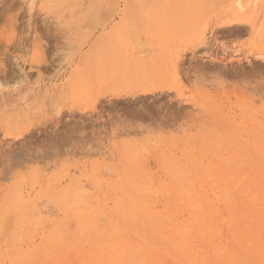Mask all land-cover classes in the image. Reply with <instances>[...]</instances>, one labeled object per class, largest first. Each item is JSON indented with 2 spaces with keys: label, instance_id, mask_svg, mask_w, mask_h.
I'll list each match as a JSON object with an SVG mask.
<instances>
[{
  "label": "rangeland",
  "instance_id": "obj_1",
  "mask_svg": "<svg viewBox=\"0 0 264 264\" xmlns=\"http://www.w3.org/2000/svg\"><path fill=\"white\" fill-rule=\"evenodd\" d=\"M215 1L218 8L213 0H205L207 10L198 0H0V101L2 96L7 101L0 104V264H58L59 256L43 254L47 245L56 250L49 243L52 228L67 213L78 215L74 207L80 205L78 187L92 193L89 203L84 195L83 204L98 209L93 211L94 222L101 221L99 213L106 218L107 226L101 221L106 227L113 225L105 229L97 222V228L76 234L69 224L60 226L62 230L55 227L60 235L66 230L64 264H88L85 256L91 249L98 256L101 245L113 248L118 243L127 250L134 246L137 252L146 248L138 253L152 264H159L161 252L165 258L160 264H189L188 251H175L176 233L166 231L170 223L186 228L185 233L189 230V249L203 255L207 264L211 260L221 264L215 256L220 250L216 251L209 235L201 233L209 220L214 221L213 230L222 231L217 233L222 242L218 246L225 251L217 257H225L228 246L235 264L251 260L234 243V230L240 232L245 225L247 234L254 232L255 239L262 241L259 248L264 251V20L251 32L244 16L232 15L233 0ZM201 30L215 31L209 45L198 37ZM110 47L116 58L108 54ZM103 49L110 58L104 57ZM12 95H19L17 103ZM236 156L238 164L245 165L237 168ZM251 167L260 172L255 174ZM233 172L239 180L246 176L240 188L226 180ZM220 190L234 198L228 202ZM248 190L257 193L256 206L249 204ZM191 195L200 203L197 211L184 202ZM146 202L153 216L163 212L159 216L165 219L144 223L145 215L136 209ZM234 205L240 209L242 205L245 215ZM211 206L219 209L220 216L213 214ZM191 212L207 213V219L195 223ZM232 214L238 225L227 228L234 220ZM35 218L40 220L37 225ZM7 220L13 224H6ZM143 226L153 230L149 227L146 232ZM112 233L118 239H112Z\"/></svg>",
  "mask_w": 264,
  "mask_h": 264
},
{
  "label": "bare ground",
  "instance_id": "obj_2",
  "mask_svg": "<svg viewBox=\"0 0 264 264\" xmlns=\"http://www.w3.org/2000/svg\"><path fill=\"white\" fill-rule=\"evenodd\" d=\"M164 1V0H163ZM221 1V2H220ZM219 2L220 3H223L222 2V0H220ZM228 1V0H227ZM227 1H225L224 3H227ZM93 2V1H92ZM214 2V3H213ZM213 6H218V5H220V4H218V2L217 1H215V0H213ZM150 3V2H149ZM149 3H148V6H149ZM162 3V2H161ZM198 3H199V5L202 7V8H204V7H206V5H204L203 3H206L205 2V0H198ZM197 2H196V5L198 4ZM233 7H234V9H233V7L232 6H229V7H232V9L234 10V11H232V15H239V16H244V18L242 19V20H245V21H247V24H249V27L248 28H250L249 30L252 32V30H254L255 29V27H257L258 25L260 26V23H261V21L262 20H264V19H260L261 17H264V16H262L261 14H262V12H263V9L262 8H264L263 7V4H264V0H233ZM146 5H147V3H146ZM189 5V4H188ZM222 5V4H221ZM204 6V7H203ZM216 6V7H217ZM199 7V6H198ZM201 7H199L200 9H202ZM215 7V8H216ZM219 7V6H218ZM217 7V8H218ZM131 8V7H130ZM176 8V7H175ZM197 8V7H196ZM207 8V10H208V8L209 7H206ZM205 8V9H206ZM211 8V7H210ZM214 8V10H216ZM228 8V7H227ZM145 9V8H144ZM143 9V10H144ZM229 9H231V8H229ZM229 9H228V11H229ZM178 10V9H177ZM207 10H205V12L207 11ZM213 10V11H214ZM81 11V10H80ZM132 11V10H131ZM186 11V10H185ZM227 11V10H226ZM227 11V12H228ZM144 12V11H143ZM148 12H149V10H148ZM204 12V14H206ZM211 12V11H210ZM210 12L208 13V11H207V14H210ZM236 12H238V13H236ZM188 14V13H187ZM228 14V13H227ZM241 14V15H240ZM264 14V13H263ZM135 15V14H134ZM179 15V14H178ZM139 16V15H138ZM137 16V17H138ZM143 16V15H142ZM142 16H140V17H142ZM151 16H154V15H151ZM174 17H175V15H174ZM184 17V16H183ZM231 17H233V16H231ZM235 17V16H234ZM148 18V17H147ZM178 18V17H177ZM182 18V17H181ZM204 18V17H203ZM138 19V18H137ZM142 19V18H141ZM206 19V18H205ZM259 19H260V21H259ZM140 20V19H139ZM138 20V21H139ZM145 20H146V18H145ZM134 21H136V20H134ZM137 21V22H138ZM141 21H143V20H141ZM140 21V22H141ZM202 21V20H201ZM206 22V21H205ZM241 22H243V21H241ZM240 22V23H241ZM249 22V23H248ZM260 22V23H259ZM139 23V22H138ZM137 23V24H138ZM142 23V22H141ZM144 23V22H143ZM142 23V24H143ZM180 23V22H179ZM246 23V22H245ZM189 24V23H188ZM195 24V23H194ZM201 25V24H200ZM205 25V24H204ZM262 25H264V24H262ZM261 25V26H262ZM138 26H140V24L138 25ZM258 26V27H259ZM205 27V26H204ZM197 28V27H196ZM137 29V28H136ZM138 29H139V27H138ZM137 29V30H138ZM257 29V28H256ZM140 31H141V29H139ZM138 30V31H139ZM143 30V29H142ZM198 30H199V28H198ZM204 30V29H203ZM200 32V31H199ZM201 32L202 33H200L201 34V36H198L199 38H201L202 40H203V45L204 44H206V45H209V44H207V43H209L210 42V40L211 39H213L214 37H215V31L214 32H212V31H206V32H208V33H206V32H204V31H202L201 30ZM204 32V33H203ZM143 33V32H142ZM133 36V35H132ZM181 37V36H180ZM191 38L193 39V37L191 36ZM195 39V38H194ZM198 39V38H197ZM196 40V39H195ZM200 40V39H199ZM198 41V40H197ZM121 42V41H120ZM141 42V41H140ZM119 43V42H118ZM137 43V42H136ZM135 44V43H134ZM138 44H140V43H138ZM141 44H143L142 42H141ZM133 45V44H132ZM113 45L111 44V47H112ZM141 46V45H140ZM111 47H110V49H111ZM109 48V47H108ZM108 48H106L105 50H107V52H108V50H110V49H108ZM138 48V47H137ZM145 48V47H144ZM114 49H115V46H114ZM143 49V48H142ZM208 49V48H207ZM104 50V49H103ZM102 50V51H103ZM104 50V51H105ZM119 50V49H118ZM132 50H134V48L132 49ZM141 50V49H140ZM104 51H103V55H106L107 53H106V51H105V53H104ZM112 49L110 50V52H108V54L111 56V57H113V58H116L117 57V55L115 56V54H113L114 53V51H113V53H112ZM142 51V50H141ZM118 54V53H117ZM142 54H144V53H142ZM145 54H146V52H145ZM109 55H108V57H109ZM122 55V54H121ZM148 55V54H147ZM125 56V55H124ZM104 57H106V59L108 58L107 57V55L106 56H104ZM120 58L122 57V56H119ZM119 57H118V61H120L119 60ZM147 57V56H146ZM152 57V56H151ZM110 58V57H109ZM125 58V57H124ZM105 59V60H106ZM121 59H123V58H121ZM127 59V58H126ZM126 59H124L125 61H126ZM108 61H111V59L110 60H108ZM112 61H113V59H112ZM112 61H111V64H112ZM115 61V60H114ZM106 62V61H105ZM105 62H104V64H105ZM108 63H110V62H107L106 64L107 65H109ZM121 64V62L119 63V64H117V66H116V68L119 66ZM125 64H128V63H125ZM114 66V65H113ZM128 66V65H127ZM123 67H124V65H123ZM126 67V66H125ZM105 69V68H104ZM132 69V68H131ZM134 69V68H133ZM259 69V68H258ZM118 71V70H117ZM116 71V72H117ZM128 72V71H127ZM3 73V72H2ZM129 73V72H128ZM131 73V72H130ZM122 75V74H121ZM120 74H119V76H121ZM134 75V74H133ZM123 76V75H122ZM122 76L121 77H119V81H122ZM108 77V76H107ZM130 78H131V76H129ZM24 79V78H23ZM132 80H131V82H134L133 81V78H131ZM2 81V80H1ZM4 82V81H3ZM118 82V81H117ZM130 82V81H129ZM24 83H26V80H25V82ZM5 84V83H4ZM118 84V83H117ZM14 85V84H13ZM12 85V86H13ZM19 85V84H18ZM32 84H30V86H31ZM3 86V85H2ZM8 86V85H7ZM120 86H122V85H120ZM0 87H1V85H0ZM15 87V86H14ZM29 87V86H28ZM27 88V87H26ZM13 89V88H12ZM23 88H21V90L20 89H18V90H20L19 92H20V94L22 95V96H24L23 94H24V92L25 91H27V89L25 90V87H24V92H23V90H22ZM42 89V88H41ZM118 89V88H117ZM1 90V89H0ZM30 90V89H29ZM32 90V89H31ZM30 90V91H31ZM30 91H28L27 92V94L26 95H30ZM35 91V90H34ZM41 91V90H40ZM19 92H16V95H17V93H19ZM12 93H13V91H12ZM11 93V94H12ZM37 93H39V91L37 92ZM42 93V92H41ZM2 94H6V93H2ZM2 94H1V96H2ZM10 94V93H9ZM10 94V95H11ZM15 94V93H14ZM10 95H8V92H7V96H10ZM15 95V96H16ZM21 95H20V97H21ZM39 95H40V93H39ZM12 96H14V95H12ZM11 96V97H12ZM13 97V98H18V96H16V97ZM24 97H26V96H24ZM4 98V99H3ZM16 98V103H17V100L19 99H17ZM6 97H3L2 96V98H1V101H3V103L1 102L0 104H6ZM9 98H7V100H8ZM11 99V98H10ZM9 99V100H10ZM22 100V99H21ZM53 100V99H52ZM4 101H6V102H4ZM14 101V102H15ZM9 102V101H8ZM12 102H13V100H12ZM8 104V103H7ZM12 104H14V103H12ZM9 105V104H8ZM11 105V104H10ZM54 106V105H53ZM8 107V106H7ZM32 107V106H31ZM22 115V114H21ZM237 138V137H236ZM233 140V139H232ZM225 141V140H224ZM222 143V142H221ZM218 145V144H217ZM216 145V146H217ZM264 145V144H263ZM215 146V147H216ZM220 146V145H219ZM248 151H250V150H248ZM247 152V151H246ZM261 152H263V151H261ZM234 153H236V152H234ZM247 154H250L251 155V153L249 152H247ZM238 155V154H237ZM219 156V155H218ZM217 156V157H218ZM239 156V155H238ZM238 156H236L234 159L235 160H233V161H235L234 163L235 164H237L236 166H237V168L239 167V165L240 166H243V165H245V164H243L242 162L240 163V164H238V161L240 160L239 159V157ZM244 157V156H243ZM240 158H241V156H240ZM248 158H249V156H248ZM262 158H263V156H262ZM239 159V160H238ZM264 159V158H263ZM224 160V159H223ZM256 160V159H255ZM226 161V160H225ZM224 161V162H225ZM228 161V160H227ZM241 161H242V159H241ZM253 161V160H252ZM257 161V160H256ZM229 162H227V163H225V164H228ZM249 163H251V162H249ZM254 162H252L251 164V166H255L254 164H253ZM256 164H257V162H255ZM234 167H235V165H234ZM240 168V167H239ZM249 168V167H248ZM253 167H251V170H253L252 169ZM259 168H260V166H259ZM261 168H263V167H261ZM241 169H242V167H241ZM104 170V169H103ZM234 170V169H233ZM236 171L238 170V169H235ZM248 170V169H247ZM102 171V170H101ZM255 171V174H256V172L257 173H259L260 172V169H258V168H254V170H253V172ZM139 172V171H138ZM137 172V173H138ZM239 172V171H238ZM241 172V171H240ZM262 172V171H261ZM136 173V172H135ZM141 173V172H140ZM235 173V174H234ZM250 173V172H249ZM109 174V173H108ZM144 174V173H143ZM245 174V173H244ZM251 174V173H250ZM139 175V174H138ZM141 175V174H140ZM190 175V174H189ZM109 176V175H108ZM136 176V175H135ZM231 176V175H230ZM256 175H254V177H255ZM192 177V176H191ZM226 177V176H225ZM242 177V176H241ZM246 176H244L243 175V179L245 178ZM239 178V174L237 173V172H233V177L231 178L230 177V179H229V176H228V178L226 179V180H229V181H232V182H235L236 184H235V187L236 188H240L241 187V185H242V182H243V179H241V180H239L238 179ZM257 178V177H256ZM263 178H264V174H263V176H262V180H263ZM128 179V178H127ZM175 179V178H174ZM215 179V178H214ZM213 179V181H216V180H214ZM217 179H220V178H217ZM179 180V179H178ZM188 180V179H187ZM186 180V181H187ZM209 180H212L211 178L209 179L208 178V181ZM220 180H222V178L220 179ZM248 180V179H247ZM252 180H253V178L250 180L251 182H252ZM257 181H258V179H256ZM126 181V180H125ZM219 181V180H218ZM217 181V182H218ZM257 181L255 182V183H257ZM107 182V181H106ZM181 182V181H180ZM184 182V181H183ZM183 182H182V184L181 185H183ZM222 182V181H221ZM263 182V181H262ZM86 183V182H85ZM108 183V182H107ZM122 183V182H121ZM124 183V182H123ZM188 184L189 182L187 181V182H185L184 183V186H185V184ZM214 183H216V182H214ZM223 183V182H222ZM80 184V183H79ZM81 184H83V183H81ZM191 184V183H190ZM218 184V183H217ZM216 184V185H217ZM252 184H254V183H252ZM258 184V183H257ZM123 185V184H122ZM121 185V188L123 187ZM127 185V184H126ZM125 185V186H126ZM140 185H143V184H140ZM181 185H180V188H181ZM214 185V184H213ZM225 185V184H224ZM108 186V185H107ZM193 186V185H192ZM221 186V185H220ZM227 186V185H226ZM120 187V186H119ZM126 187H130L129 185H127ZM126 187H124V190H127L126 189ZM139 187V186H138ZM146 187V186H145ZM191 187V186H190ZM203 187H204V185H203ZM206 187V186H205ZM211 187V186H210ZM223 186H221V188H222ZM229 187V186H228ZM249 187V186H248ZM264 187V186H263ZM79 188V191H77L78 192V194H77V196L79 197H81L80 198V201H77L76 203H78V204H80V205H82V206H76V204H74L75 206V209H77L79 212L77 213L76 212V214H78V215H74V213L73 214H71L70 212V214H68L67 213V215H68V217H66L64 220L63 219H61V223H63V224H61L60 223V225L59 224H53V225H55V227H58V228H60V226H66V225H68L69 227L68 228H73L72 230H71V233H72V231H74L73 233H75L76 234V232H84V231H86V230H91V229H93V228H97L98 226H97V224H95V223H97L96 221L94 222V220H93V217H92V215H93V211L94 210H91L92 209V207H91V209L89 208V205H84L83 204V200H84V195H85V200H87V199H92L93 197H92V193H90L88 190V193H87V191H85V190H83V188H80V187H78ZM121 188H119V189H121ZM131 188V187H130ZM134 188H135V184H134ZM140 188V187H139ZM179 188V189H180ZM182 188H183V186H182ZM230 188V187H229ZM235 188V189H236ZM250 188V187H249ZM248 188V189H249ZM113 189V188H112ZM216 189V188H215ZM225 189H226V187H225ZM224 189V187H223V189L222 190H224L226 193H227V191ZM231 189V188H230ZM122 190V189H121ZM120 190V191H121ZM130 189H128V191H129ZM132 190V189H131ZM139 190V189H138ZM145 190H147V189H144L143 191L145 192ZM193 190V189H192ZM250 190V189H249ZM247 191L246 192V194H247V196H249V204H252V205H255L256 206V202L258 201V195H257V193L256 192H254L255 194H250L251 193V191ZM261 190H262V187H261ZM187 191V190H186ZM218 191V190H217ZM216 191V192H217ZM143 192V193H144ZM146 192H150V194H152V192L151 191H146ZM190 192H191V190H190ZM193 192H194V190H193ZM212 189H211V191H210V193L212 194ZM216 192H215V194H216ZM220 192H221V190H220ZM225 192H224V194H225ZM87 193V194H86ZM91 195H90V194ZM139 193H142L141 191L139 192ZM187 193H189V190H188V192ZM192 193V192H191ZM222 193V195L224 196V198H226V200L228 201V202H230L231 201V199H232V197L233 196H231V198H230V195H232V194H223V192H221ZM229 193H231V190H230V192ZM236 193V192H235ZM92 197H90L89 195ZM149 194V193H148ZM157 194V193H156ZM182 194V193H181ZM199 194V193H198ZM128 195V194H127ZM126 194H124V196H127ZM153 195V198H155L154 197V194H152ZM151 195V196H152ZM184 195V194H183ZM195 195V194H194ZM202 195V194H201ZM213 195V194H212ZM211 195V196H212ZM218 196H220L219 194H217ZM216 195V196H217ZM87 196V197H86ZM129 196V195H128ZM134 196V195H133ZM132 196V197H133ZM144 196V195H143ZM187 196V195H186ZM209 196V195H208ZM217 196V197H218ZM226 196H228V197H226ZM89 197V198H88ZM131 197V196H130ZM149 197H150V195H149ZM157 197V196H156ZM203 197V196H202ZM206 197V196H205ZM212 197H214V196H212ZM234 198V197H233ZM262 198H263V196H262ZM262 198H261V200H262ZM133 199V198H132ZM147 199V198H146ZM201 199V198H200ZM203 199V198H202ZM207 198H205V200H206ZM230 199V200H229ZM152 200V199H151ZM154 200V199H153ZM158 200V199H157ZM157 200H156V198H155V201L157 202ZM186 200V201H185ZM211 200H214V199H211ZM88 201V200H87ZM140 201V200H139ZM204 201V200H203ZM202 201V202H203ZM207 201H208V199H207ZM207 201H205V202H203V203H206ZM216 201L218 202V199L216 198ZM262 201H264V199L262 200ZM121 202H122V200H121ZM126 202V201H125ZM137 202H138V200H137ZM155 202V203H156ZM184 202H186V204H187V206L190 208V209H192L193 211H197V210H199V205H200V203L198 202V200H197V198H194V197H192V195L188 198V200H187V198L185 199L184 198ZM201 202V201H200ZM210 202H212V201H210ZM227 202V203H228ZM88 203H89V201H88ZM118 203H120V202H118ZM136 203V201H134L133 202V204H135ZM213 203H214V201H213ZM216 203V202H215ZM42 204V203H41ZM46 204V203H45ZM140 204V203H139ZM146 204H147V202H146ZM144 205L143 206V208L141 209V207L139 208V209H136V211L138 212V210H140V211H142V212H139L140 214H144L145 215V218H144V220H143V218H141L142 219V221L144 222V223H147V222H152V220L153 219H156V221L157 220H160V221H158L159 223L161 222V220L162 219H165V218H162V217H160L159 215H162L163 214V212L161 213V214H159L158 215V213L156 212V213H154L155 214V216H153L152 214H151V212H150V210H151V208L150 207H148V208H150V209H148L147 208V206L149 205V206H151L150 205V203H148L147 205ZM157 204V203H156ZM185 204V203H184ZM212 204V203H211ZM218 204V203H217ZM249 204H248V206H249ZM258 204V203H257ZM47 205V204H46ZM135 205H138V204H135ZM141 205V204H140ZM38 206V205H37ZM156 206V205H155ZM251 206V205H250ZM264 206V205H263ZM262 206V207H263ZM40 207V206H39ZM44 207H45V205H44ZM48 207V206H47ZM70 207V206H69ZM139 207V206H138ZM235 209H239L240 211L239 212H242L243 211V209H242V205H241V209L240 208H236L235 207V205L233 206ZM238 207H239V205H238ZM260 206H258V208H259ZM7 208V207H6ZM24 208V207H23ZM28 208V207H27ZM98 208V207H97ZM120 208V207H119ZM211 208H212V206H211ZM210 208V209H211ZM215 208H217V207H215L214 206V208H212L213 209V211L212 212H214L213 214H219V212H217L219 209H215ZM233 208V210H235ZM36 209H38V208H36ZM41 209V208H40ZM50 209H51V207H50ZM49 209V210H50ZM206 209H208V208H206ZM211 209V210H212ZM42 210V209H41ZM98 210V209H97ZM97 210H95L96 211V213H97ZM158 210H159V208H158ZM157 210V211H158ZM232 210V211H233ZM32 211V210H31ZM36 212V214H35V212ZM33 212H34V214L35 215H39V214H37V211L36 210H34ZM69 211V210H68ZM71 211V210H70ZM94 211V212H95ZM132 211V210H131ZM155 211V210H154ZM178 211V210H177ZM192 211V212H193ZM202 211H204L203 209L201 210V212ZM207 211V210H206ZM236 211V210H235ZM66 212V211H65ZM135 212V211H134ZM166 212V211H165ZM189 212V211H188ZM191 212V217H193V219H195V221H197V222H195V223H198V220L197 219H202V221H204L205 219H204V217H205V215L208 213V211H207V213L206 214H204V215H202V214H198V215H195V214H193ZM239 212L237 211V213H238V215H239ZM11 213H13V212H10V215H11ZM23 213V212H22ZM124 213V212H123ZM132 213V212H131ZM136 213V212H135ZM195 213V212H194ZM203 213V212H202ZM243 213V212H242ZM246 213V212H245ZM245 213H243L244 215H245ZM259 213V212H258ZM16 214H18V213H16ZM26 214V213H25ZM33 214V213H32ZM49 214H50V212H49ZM158 216H157V215ZM167 214V213H166ZM169 214V213H168ZM197 214V213H196ZM262 214L264 215V213L262 212ZM12 215H14V216H16L14 213L12 214ZM44 215V214H43ZM48 215V214H47ZM70 215V216H69ZM73 215V216H72ZM97 216H99V217H97V218H99L98 220H105L106 218H103V216H101L99 213L98 214H96ZM96 215H94V217H96ZM234 214H232V216H233ZM260 216H262L261 215V213L259 214ZM5 216V215H4ZM40 216H41V214H40ZM137 216V215H136ZM185 216V215H184ZM215 217H216V215H214ZM217 216H220V214L219 215H217ZM247 216L250 218V216L248 215V213H247ZM10 217V216H9ZM19 217V216H18ZM33 217V216H32ZM51 217V216H50ZM101 217V218H100ZM187 218H188V216H186ZM189 217H190V215H189ZM207 217H208V215H207ZM234 217V216H233ZM232 217V218H233ZM236 217V216H235ZM234 217V220H233V222H228V226L226 225V227L228 228L229 227V225H231V226H234V225H238V222L237 221H235L236 220V218ZM11 218H12V216H11ZM39 219H40V217H38ZM38 218H35L34 220H35V223L37 222V221H40V220H37ZM97 218H95V220H97ZM131 218V217H130ZM171 218V217H170ZM185 218V217H184ZM206 218V217H205ZM232 218H231V221H232ZM255 218V217H254ZM10 219V218H9ZM8 219V220H9ZM16 219V218H15ZM22 219V218H21ZM24 219V218H23ZM179 219V218H178ZM207 219V218H206ZM224 219V218H223ZM228 219V218H227ZM240 219V218H239ZM7 220V223L6 224H10V222L12 221H8ZM199 220V221H200ZM215 220V219H214ZM230 220V219H229ZM249 220V219H248ZM263 220V219H262ZM25 221V220H24ZM101 221H99L98 223H100L101 224V226L103 225V226H105L107 223L105 222V221H107V220H105L104 222H101ZM155 221V220H154ZM190 220H188V222H189ZM217 221V219L215 220V222ZM226 221H228V220H226ZM257 221V220H256ZM264 221V220H263ZM13 222V221H12ZM11 222V223H12ZM114 222V221H113ZM132 222V221H131ZM136 222H137V220H136ZM185 222V221H184ZM208 222V224L209 225H207V224H203L202 225V231H201V233L204 235H209L210 236V239H211V242L212 243H214L213 245L215 246V248L217 249L216 251H218V250H220V252H217V254H219V253H224V251H225V248H222V250H224V251H222L221 250V247L219 248V243L221 244L222 242H221V240H220V237L218 236V234L220 233V232H222V231H220L219 229H217V231L219 230V232H217V231H215V229L213 230V227H212V225H214V221L210 224V220L209 221H207ZM17 223V222H16ZM30 223V222H29ZM37 223H40V222H37ZM37 223H36V225H37ZM59 223V222H58ZM65 223H67V224H65ZM105 225H104V224ZM139 223V222H138ZM158 223V224H159ZM219 223V222H218ZM223 223V222H222ZM244 223V222H243ZM242 223V224H243ZM263 223V222H262ZM13 224V223H12ZM65 224V225H64ZM164 224V223H163ZM201 224V223H200ZM220 224V223H219ZM241 224V225H242ZM112 225H113V223H112ZM111 224L109 225L108 224V226L110 227V226H112ZM118 225H120L119 223H118ZM144 225V224H143ZM156 225V224H155ZM180 225H181V223H180ZM38 226H39V224H38ZM107 226V225H106ZM105 226V229H108L109 227H106ZM146 226V225H145ZM152 226H154V225H152ZM151 226V227H152ZM162 228H164V229H166V227H163L162 226V224L160 225ZM165 226V225H164ZM183 226V225H182ZM195 226V225H194ZM243 226H244V224H243ZM242 226V227H243ZM248 226H250V225H248ZM259 226H260V224H259ZM10 227H12L13 228V226H10ZM52 228L53 229V232H52V234L50 235V239H49V243L51 244V248H55L56 250L54 251H51L49 248H48V245H47V249L49 250H47V251H45L44 252V256L45 255H47L48 253L50 254L49 256L51 257V256H54V255H57V256H59L60 257V259L58 258H56L57 259V261H58V264L59 263H61V264H64L63 263V260L65 259L63 256H66V255H68L67 253H66V250H65V248H64V237L62 236L63 235V233L66 231H64V232H61L62 234L60 235V233H59V231L58 230H60V229H58V228ZM63 227H62V229H63ZM121 227V226H120ZM150 227V226H149ZM148 226L147 227H145V230H146V232L149 230L148 228H149ZM150 227V228H151ZM186 227H187V225H186ZM197 227V226H196ZM203 227H205L204 228V230H203ZM240 227V226H239ZM241 227V228H242ZM15 228V227H14ZM65 228V227H64ZM124 228H126V227H124ZM137 228V227H136ZM142 228V227H141ZM198 228V227H197ZM220 228V227H219ZM223 228H224V226H223ZM261 228V227H260ZM61 229V230H62ZM102 229V228H101ZM104 229V231L105 232H103V230H101L102 232H103V235H104V233H106V230ZM114 229V228H113ZM112 229V230H113ZM118 229V228H117ZM143 230H144V226H143V228H142ZM186 229V228H185ZM185 229H183L182 227H180L179 226V224L177 223L176 225H174L173 223H170V226L168 227V229L166 230V231H174V233H176V238H178L177 240H176V246L175 247H177L178 248V250H176L175 249V251L177 252L178 251V253H185V252H189V253H185L186 254V256H187V260H188V262H189V264H207V260H206V258H203V255L202 256H199V255H197L195 252H194V248L193 249H189V245H190V241L189 240H191L190 239V237H188V235H190V232H188V231H186V233H185ZM221 229V228H220ZM225 229V228H224ZM246 229H247V225H245V228H243L242 229V231H240V232H238V229L236 228V230H237V232H235V230H234V236H235V239H234V243L237 245V247H239L238 249H241L240 251L242 252V254H243V257H245V256H249L250 257V259L251 260H246V261H244L245 262V264L247 263V264H264V253H262V252H264V251H262L263 250V248H262V250H260L261 248H259V246H260V244H261V240H259V239H255V235H252V234H254V232L253 233H250V234H247L246 233ZM249 229V228H248ZM259 229V228H258ZM1 230V229H0ZM8 230H10V228L8 229ZM12 230V229H11ZM11 230H10V232H11ZM60 230V231H61ZM138 230H140V229H138ZM138 230H136L137 231V234H139L140 232L138 231ZM144 230V231H145ZM151 230H153V228H151ZM155 230V229H154ZM162 230V229H161ZM160 230V231H161ZM199 230V229H198ZM201 230V229H200ZM261 230H262V228H261ZM261 230L259 231V232H261ZM67 231H69L70 232V230L68 229ZM98 231V230H97ZM159 231V232H160ZM166 231H162L163 233L164 232H166ZM46 232V231H45ZM44 232V233H45ZM47 232H50V231H47ZM68 232V233H69ZM139 232V233H138ZM143 232V231H142ZM146 232H143V234L146 236ZM229 232V231H228ZM252 232V231H251ZM255 232H256V230H255ZM113 233H116V231L114 230L113 231ZM112 233V234H113ZM153 233H155V231H153L152 232V234ZM161 233V232H160ZM172 233V232H171ZM218 233V234H217ZM230 233V232H229ZM263 233V232H262ZM4 234V233H3ZM6 234V233H5ZM118 234V233H117ZM195 234V233H194ZM221 234V233H220ZM219 234V235H220ZM232 234V233H231ZM64 235H67V233H65ZM102 235V236H103ZM119 235V234H118ZM117 235V236H118ZM141 235V234H140ZM166 235H167V233H166ZM197 235V234H196ZM258 235H260V234H258ZM101 236V238L104 240H106V237L105 238H103ZM120 236V235H119ZM161 236H162V233H161ZM172 237H173V235H171ZM65 237H67V236H65ZM109 238L111 237V235L110 236H108ZM147 237H148V234H147ZM147 237H145V240H143V242L145 241V243H147L146 241V238ZM158 237V236H157ZM164 237V236H163ZM172 237H167V239H169L168 240V242L170 241V239L172 238ZM201 237H203V236H201ZM205 237V236H204ZM260 237V236H259ZM11 238V237H10ZM45 238V237H44ZM43 238V239H44ZM86 238V237H85ZM108 238V239H109ZM114 238H116V239H118L117 237H114V234H113V237H112V239H114ZM175 238V237H174ZM46 239L48 240V238L46 237ZM82 239H84V238H82ZM91 239V238H90ZM196 239V238H195ZM41 240H42V238H41ZM86 239H84L83 241H85ZM109 240H111V239H109ZM148 240H149V238H148ZM204 240V239H203ZM225 240V239H224ZM117 241V240H116ZM261 241V242H260ZM1 242V241H0ZM47 242V241H46ZM82 242V241H81ZM119 242V241H118ZM149 242V241H148ZM151 242V241H150ZM2 243V242H1ZM48 243V242H47ZM46 243V244H47ZM117 243V242H116ZM144 243V244H145ZM195 243V242H194ZM198 243V242H197ZM210 243V242H209ZM264 243V242H263ZM85 244V243H84ZM93 244V243H92ZM119 244V243H118ZM117 244V245H118ZM144 244L142 245V246H144ZM152 244V243H151ZM150 244V245H151ZM7 245V244H6ZM105 245V244H104ZM104 245H101V246H103V248H102V254L100 255V257H99V255L97 256L95 253L96 252H91L92 251V249H91V251H89L90 253H89V255L87 256H85V257H87V259L89 260V262H88V264H152V261H151V259L150 258H147V257H140V255H139V253L138 252H141L142 251V249L144 248V247H141L140 245V242H139V246L142 248L141 249V251H139L138 250V252H137V249H135L134 248V246H131L128 250L127 249H124V247H123V249H122V247H117V245H115L113 248H110L108 245L107 246H104ZM146 245V244H145ZM213 245H211V246H213ZM222 245V244H221ZM225 245V244H224ZM228 245V244H227ZM231 245V244H230ZM236 245H234V246H236ZM86 246V245H85ZM94 246V245H93ZM167 246V245H166ZM193 246V245H192ZM217 246H218V248H217ZM261 246H263L264 247V245H261ZM41 247V246H40ZM43 247V246H42ZM50 247V246H49ZM96 247V246H95ZM99 247H100V245H99ZM146 247V246H145ZM154 247H155V245H154ZM208 247V246H207ZM237 247H235V248H237ZM35 248V247H34ZM84 248V247H83ZM82 248V249H83ZM126 248V247H125ZM147 248H148V246H147ZM162 248H164V247H162ZM231 248V247H230ZM230 248H228V246L226 247V256L225 257H220L221 255H219V257H217V254L215 253L216 251H214L213 252V254L215 253L216 255V258H217V261L218 262H220L221 264H235V255L233 254V252H232V250L230 249ZM234 248V247H233ZM258 248H259V251H258ZM35 249H37V248H35ZM87 249V248H86ZM144 249H146V248H144ZM198 249V248H197ZM45 250H46V248H45ZM147 250V249H146ZM149 250V249H148ZM160 250V249H159ZM213 250H215V249H213ZM235 250V249H234ZM81 251V250H80ZM152 251H155V249L153 248V249H151L150 250V252H149V255H151L150 253H153ZM180 251V252H179ZM262 251V252H261ZM0 252H1V249H0ZM29 252V251H28ZM27 252V253H28ZM85 252L87 253V250H85ZM210 252V251H209ZM237 252V251H236ZM74 253V252H73ZM83 253V252H82ZM162 253V252H161ZM158 254L157 253V255H159V257H158V262H159V264L163 261V259L165 258V257H163V254ZM221 253V254H222ZM25 254V253H24ZM79 254V253H78ZM88 254V253H87ZM27 255V254H26ZM26 255H24V256H26ZM79 255H81L82 256V254H79ZM144 255V254H143ZM156 255V254H155ZM165 255V254H164ZM70 256V255H69ZM74 256H76V254L74 255ZM179 256V255H178ZM28 257H29V254H28ZM36 257V256H35ZM84 257V258H85ZM26 258V257H25ZM30 258H32V255L30 256ZM45 258H46V256H45ZM62 258H64L63 260H62ZM74 258V257H73ZM24 259V258H23ZM180 259H182L181 257H180ZM51 260V259H50ZM74 260H76V259H73V262H70V263H74ZM77 260H78V258H77ZM155 260H156V258H155ZM166 260V259H165ZM167 260H169V259H167ZM65 261V260H64ZM170 261V260H169ZM21 262V261H20ZM32 262V261H31ZM38 262V261H37ZM43 262V261H42ZM41 262V263H42ZM65 263H66V261H65ZM76 263V262H75ZM172 263V262H171ZM170 262H168L167 261V263H163V264H171ZM184 263H186V262H184ZM213 262H212V260H211V264H212ZM45 264V263H44ZM47 264V263H46ZM187 264V263H186Z\"/></svg>",
  "mask_w": 264,
  "mask_h": 264
}]
</instances>
